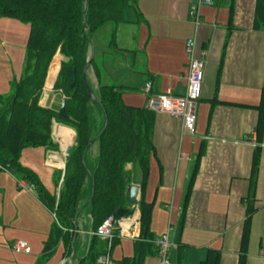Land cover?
<instances>
[{
  "label": "crops",
  "instance_id": "crops-1",
  "mask_svg": "<svg viewBox=\"0 0 264 264\" xmlns=\"http://www.w3.org/2000/svg\"><path fill=\"white\" fill-rule=\"evenodd\" d=\"M195 1L132 0L124 22L118 26L107 24L112 26L108 47L97 53L94 45L90 53L102 69L101 78L93 67L88 72L94 87L99 88L102 82L121 86L125 102L133 104L132 93L146 94L144 125L150 127L155 147L150 156L149 180L141 190L137 209L124 217L129 220L127 228L133 222L136 230L128 231L122 239H133L135 247L128 241L120 255L113 252L112 256L121 260L135 255L137 239L142 235L140 203L145 200L152 204L148 240L170 232L178 245L170 256L177 264H203L211 249L220 252L219 264H239L247 220L246 264H264V128L260 135L257 129L264 113V0H214L213 5L200 7L199 27L191 16ZM115 32L116 43L112 46ZM194 37L206 62V72L202 97L196 105L195 133L190 134L181 120L149 109L146 88L152 83L153 95L158 96L185 93L189 74L187 41ZM115 59L129 67L128 81L120 82L111 75L107 64ZM60 70L61 66L58 73ZM55 77L53 70L52 89ZM139 103L144 105L143 101ZM77 137L75 127L57 123L53 138L59 148H46L49 164L65 171L66 151L75 146ZM258 150L259 164L254 173ZM93 151L98 156L99 146ZM135 177L142 179L139 169ZM16 180L9 179L5 186L1 179L2 194L7 197L10 189L19 204L39 220L44 242L50 236V210L36 189L21 185L28 183L26 180ZM23 213L19 209L17 217ZM5 219L1 212L0 264L38 263L42 256L38 260L33 248L27 253L15 247L22 239H30L7 234ZM85 223L87 218L82 220V228ZM81 231L86 239L89 232L85 228ZM62 264L74 261L64 256ZM145 264H161L160 258L150 254Z\"/></svg>",
  "mask_w": 264,
  "mask_h": 264
},
{
  "label": "trees",
  "instance_id": "trees-1",
  "mask_svg": "<svg viewBox=\"0 0 264 264\" xmlns=\"http://www.w3.org/2000/svg\"><path fill=\"white\" fill-rule=\"evenodd\" d=\"M131 4L132 0H0L2 16L32 24L29 46L35 53V64L22 80L14 81L16 95L9 100L8 109L0 112V173L9 171L19 180L34 184L40 200L57 217L45 241L42 258L36 264H45L61 242L65 244V258L73 259L74 264H101L100 257L112 255L122 236L118 230L111 244L90 232L96 231L112 215L120 219L134 214L137 203L130 201V186L134 182L140 183L142 189L147 186L150 156L155 150L150 127L144 125L147 109L127 104L121 86L102 82L96 92L88 73L93 67L96 74L102 76L96 57L90 55L95 33L108 23L118 26L124 22ZM115 37L116 32L112 46L116 43ZM58 53L65 57L55 86L63 90L67 98L68 117L64 118L60 115L61 108L41 105L51 64ZM6 101L0 96V103ZM74 107L77 111L73 118L70 112ZM58 118L75 125L78 137L68 157L67 168L61 171L60 194H54L36 171L24 165L22 157L28 147L59 148L53 138V121ZM263 128L264 113L257 127L259 135ZM96 145L99 146L98 156L92 153ZM258 162L259 150L254 173ZM137 169L142 179H135ZM190 187L191 183L188 194ZM140 208L142 235L137 239L136 253L121 260L113 258L117 264H145L146 257L158 254L155 240H148L152 204L144 200ZM84 218L88 222L84 224L85 230L89 232L86 239L81 231ZM183 223L181 218L180 225ZM248 224L247 220L239 264H246ZM219 262L220 252L211 249L202 263Z\"/></svg>",
  "mask_w": 264,
  "mask_h": 264
},
{
  "label": "rangeland",
  "instance_id": "rangeland-1",
  "mask_svg": "<svg viewBox=\"0 0 264 264\" xmlns=\"http://www.w3.org/2000/svg\"><path fill=\"white\" fill-rule=\"evenodd\" d=\"M110 27H112L111 24L107 25L101 31H98L97 34H95V45L97 47V53L104 47H108V34L110 33ZM31 31L32 24L30 22L16 17L2 16L0 14V96L7 100L5 103H0V112L8 109L9 100H12L16 95L14 89V81L22 80L29 72V68L33 67L35 64V53L29 46ZM64 59L65 57L61 53H58L51 64L46 87L41 99V105L45 107H55L59 109L62 107L63 101L66 98L63 90H57L56 88L52 89V84L54 81L51 84L53 70H55L56 72V77H59L60 72L58 73V71L60 69V66L62 69ZM107 65L112 76L120 80V82L128 81L127 75L129 74L130 69L129 67H127V65H121L116 61V59L113 61H109ZM93 75L94 73L92 72V78L95 79ZM56 83H54L55 86ZM94 89L96 90V92H99V88L97 86L94 87ZM53 90H55V92H53ZM131 98L136 103L133 104L127 102V104L136 105L137 107L142 106V108L146 106V103L148 101L146 94L142 92L132 93ZM141 101H143L144 105H141V103H139ZM137 102L139 103V105ZM76 111L77 109L74 107L73 111L70 112V114L73 115V118L75 117ZM53 122L54 130L57 123H64L59 121V118L55 119ZM64 124L71 125L68 123ZM72 126L75 127V125L73 124ZM69 155L70 154H68V152L66 151V156L69 157ZM94 156H96V154ZM48 157L49 155L47 154L46 147L34 146L28 147L24 150L22 161L24 165L36 171L40 180L45 184L50 192L59 194L61 187L59 186V184L61 181L62 172L59 168L49 164ZM50 161H52V158L50 159ZM1 179H3V184L7 186L9 179L16 180L17 178L10 172L2 171L0 173V181ZM16 186L19 187L18 180H16ZM2 189L4 188L0 189V213L2 212L6 216L5 224L8 226L7 228H5L6 233L9 235H15L17 237H29L30 241L26 239H22L21 241H27L30 244V246L34 249V255H37L39 260V257L43 255V251L45 248V241L43 242V240H41V231L43 226H41V223L36 217L32 216L29 213V211L26 207L23 206V204H19V202L17 201V197L14 196L10 189H8L7 197L2 194ZM19 209L24 212L21 218L17 217ZM49 214L50 221L48 225L50 224L49 233L51 234L52 228L57 223V218L55 214L50 211ZM14 221L17 222V224L14 225ZM84 228L85 227H81V229ZM128 241H131L132 247H135V242H133V239L123 238L122 242L118 243L114 249V254H116V256L121 254L123 246L125 247ZM64 253L65 244L64 242H61L57 246L55 253L48 260H46V264H62L64 260Z\"/></svg>",
  "mask_w": 264,
  "mask_h": 264
},
{
  "label": "built area",
  "instance_id": "built-area-1",
  "mask_svg": "<svg viewBox=\"0 0 264 264\" xmlns=\"http://www.w3.org/2000/svg\"><path fill=\"white\" fill-rule=\"evenodd\" d=\"M214 0H196L191 10V16L194 19L197 27L201 25L202 5H213ZM186 52L189 58V74L186 91L182 96L176 95H153V84L149 83L146 92L150 95L148 106L154 112L166 113L170 116L182 121L185 131L190 134L195 133L196 124V105L201 99L203 93V85L206 72V62L198 52L197 39L191 38L187 41ZM21 185L25 188L36 189L34 184L22 182ZM140 217V216H139ZM141 218V217H140ZM127 218L117 219L115 216H110L99 228L92 232V235H97L105 240H109L112 244L116 238V232L119 230L122 237L128 234V231L136 230V223H131L127 228ZM155 245L158 249V257L161 264H177L170 256L171 250L178 247L170 237V232L155 239ZM15 247L18 250H24L27 253L32 252V247L27 241H19ZM101 264H117L111 254H106L100 257Z\"/></svg>",
  "mask_w": 264,
  "mask_h": 264
},
{
  "label": "water",
  "instance_id": "water-1",
  "mask_svg": "<svg viewBox=\"0 0 264 264\" xmlns=\"http://www.w3.org/2000/svg\"><path fill=\"white\" fill-rule=\"evenodd\" d=\"M72 86L74 87L75 86V83H73ZM89 91L92 94V97L95 98L94 92L92 91L91 88H89ZM60 115L62 117H68V113H67V98H65L64 101H63V105H62V107L60 109ZM72 150H73V147H70L68 149V154H70L72 152ZM141 190H142V188H141L140 185H132V186H130V201L132 203L139 202L140 195H141ZM121 211L122 210H120V212Z\"/></svg>",
  "mask_w": 264,
  "mask_h": 264
}]
</instances>
